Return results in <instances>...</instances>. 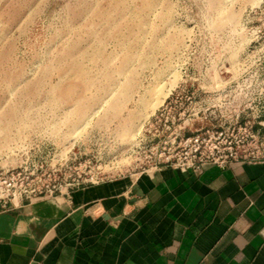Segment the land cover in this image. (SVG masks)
<instances>
[{
  "label": "rangeland",
  "instance_id": "374dc122",
  "mask_svg": "<svg viewBox=\"0 0 264 264\" xmlns=\"http://www.w3.org/2000/svg\"><path fill=\"white\" fill-rule=\"evenodd\" d=\"M260 74L264 0H0V199L138 176L174 153L171 92Z\"/></svg>",
  "mask_w": 264,
  "mask_h": 264
},
{
  "label": "crops",
  "instance_id": "0c3cea01",
  "mask_svg": "<svg viewBox=\"0 0 264 264\" xmlns=\"http://www.w3.org/2000/svg\"><path fill=\"white\" fill-rule=\"evenodd\" d=\"M0 264H264V162L24 200L0 211Z\"/></svg>",
  "mask_w": 264,
  "mask_h": 264
},
{
  "label": "built area",
  "instance_id": "2783aa9c",
  "mask_svg": "<svg viewBox=\"0 0 264 264\" xmlns=\"http://www.w3.org/2000/svg\"><path fill=\"white\" fill-rule=\"evenodd\" d=\"M253 82L260 88L256 97L249 94ZM238 89L241 90L240 93H236ZM186 91L184 97H180L176 91L171 92L165 100L173 113L171 125L178 122L174 153L162 155L150 169L143 172L162 167H172L183 172H201L208 165L224 169L235 163L264 162L263 74L249 83L227 81L224 86L215 90L212 101H205L203 96L189 88ZM242 91L246 92L241 94ZM107 179L78 180L63 189L41 191L34 196L0 199V211L17 209L24 200L54 197L64 190L69 191Z\"/></svg>",
  "mask_w": 264,
  "mask_h": 264
},
{
  "label": "bare ground",
  "instance_id": "6f19581e",
  "mask_svg": "<svg viewBox=\"0 0 264 264\" xmlns=\"http://www.w3.org/2000/svg\"><path fill=\"white\" fill-rule=\"evenodd\" d=\"M160 93L164 94L162 91H159V94H160ZM157 96H158V97H156V98L159 99L160 96H159V95H157ZM155 100H156V99H155ZM161 100H162V99H161ZM161 100H160V101H161ZM156 101H157V100H156ZM160 101H159V103H160ZM157 102H158V101H157ZM157 102L152 103L150 107H153V106L157 105V104H158ZM150 107H149V108H150ZM150 109H151V108H150Z\"/></svg>",
  "mask_w": 264,
  "mask_h": 264
}]
</instances>
